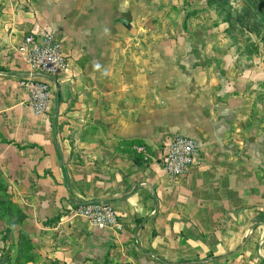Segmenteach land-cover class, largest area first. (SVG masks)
Listing matches in <instances>:
<instances>
[{
    "label": "crops",
    "instance_id": "1",
    "mask_svg": "<svg viewBox=\"0 0 264 264\" xmlns=\"http://www.w3.org/2000/svg\"><path fill=\"white\" fill-rule=\"evenodd\" d=\"M134 3L0 0L2 264H264L263 56L139 33ZM43 30L68 68L36 114L20 47ZM177 134L197 152L171 176ZM84 200L111 203L121 229L89 225Z\"/></svg>",
    "mask_w": 264,
    "mask_h": 264
},
{
    "label": "rangeland",
    "instance_id": "2",
    "mask_svg": "<svg viewBox=\"0 0 264 264\" xmlns=\"http://www.w3.org/2000/svg\"><path fill=\"white\" fill-rule=\"evenodd\" d=\"M134 1L136 30L139 25L146 28L139 33L148 30L153 38L184 39L180 48L186 52L195 50V39L211 38L219 42L217 53L229 50L239 55V62L257 54L263 56L264 61V0ZM8 196L7 192L0 191V218L7 211ZM5 224L0 223V227ZM11 238H8V244H11ZM7 242H3L0 231V248ZM3 256L0 254V264Z\"/></svg>",
    "mask_w": 264,
    "mask_h": 264
},
{
    "label": "built area",
    "instance_id": "3",
    "mask_svg": "<svg viewBox=\"0 0 264 264\" xmlns=\"http://www.w3.org/2000/svg\"><path fill=\"white\" fill-rule=\"evenodd\" d=\"M20 49L24 50L29 71L18 79V85L24 91L31 109L36 114L44 113L53 98V77L68 68L65 52L60 40L48 30L38 35L26 34ZM196 152V143L191 137L177 134L161 157L162 166L169 175L181 176L193 163ZM74 212L94 228L121 229L113 205L109 202L84 200L77 203Z\"/></svg>",
    "mask_w": 264,
    "mask_h": 264
},
{
    "label": "trees",
    "instance_id": "4",
    "mask_svg": "<svg viewBox=\"0 0 264 264\" xmlns=\"http://www.w3.org/2000/svg\"><path fill=\"white\" fill-rule=\"evenodd\" d=\"M6 224H7L8 226H10V225L13 224V222H11V221H7ZM8 231H9V228H6L5 232H4L3 235H2V240H3V242H5V240H6V236H7V234H8Z\"/></svg>",
    "mask_w": 264,
    "mask_h": 264
}]
</instances>
